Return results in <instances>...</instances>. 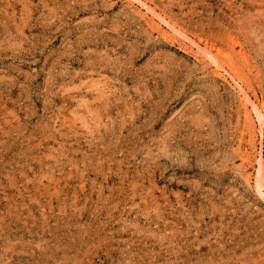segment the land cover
I'll use <instances>...</instances> for the list:
<instances>
[{
    "label": "rangeland",
    "instance_id": "374dc122",
    "mask_svg": "<svg viewBox=\"0 0 264 264\" xmlns=\"http://www.w3.org/2000/svg\"><path fill=\"white\" fill-rule=\"evenodd\" d=\"M0 264H264V0H0Z\"/></svg>",
    "mask_w": 264,
    "mask_h": 264
},
{
    "label": "bare ground",
    "instance_id": "6f19581e",
    "mask_svg": "<svg viewBox=\"0 0 264 264\" xmlns=\"http://www.w3.org/2000/svg\"><path fill=\"white\" fill-rule=\"evenodd\" d=\"M260 177H261V176H259V179H260ZM257 181H258V180H257ZM259 185H260V187H261V182H260V181H259V184H258V186H259Z\"/></svg>",
    "mask_w": 264,
    "mask_h": 264
}]
</instances>
